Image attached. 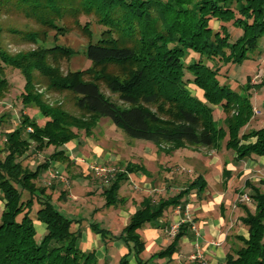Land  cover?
<instances>
[{
    "label": "trees",
    "instance_id": "1",
    "mask_svg": "<svg viewBox=\"0 0 264 264\" xmlns=\"http://www.w3.org/2000/svg\"><path fill=\"white\" fill-rule=\"evenodd\" d=\"M14 16L21 25H4L3 18ZM212 19L219 22L217 29ZM72 23L88 38L84 54L90 64L63 73L60 62L77 51L57 37ZM228 24L240 30L235 38ZM3 33L15 44L34 47L12 52ZM263 38L264 0H0V101L10 87L6 70H17L24 79L22 110L28 109L16 127L4 132L0 147V264H98L95 251L81 249V231L71 228L78 220L55 207L47 186L37 181L51 161L70 167L65 145L79 131L91 136L100 118H108L127 137L170 145L161 150L166 153L186 145L219 151L224 143L236 161L264 156V126L241 131L253 117L250 87L236 91L220 67L250 59ZM50 92H69L78 113L63 101L50 102ZM32 109L43 118L41 124ZM217 110L224 115L221 120L214 116ZM50 146L53 151L34 169L23 165L24 158ZM138 171L146 170L129 161L108 174L102 207L122 206L119 188ZM230 175L223 170L225 178ZM245 185L253 210L241 205L240 221L248 235L236 236L241 244L226 253L224 264H264V191L249 181ZM205 187L198 175L174 195L156 201L144 196L116 235L95 221L91 229L127 245L117 264H130V254L141 263L145 242L139 229L158 222L170 207L184 208L191 191L201 199ZM35 221L46 227L40 239ZM190 226L181 222L170 244L151 256L171 257ZM190 264L203 263L195 258Z\"/></svg>",
    "mask_w": 264,
    "mask_h": 264
},
{
    "label": "rangeland",
    "instance_id": "2",
    "mask_svg": "<svg viewBox=\"0 0 264 264\" xmlns=\"http://www.w3.org/2000/svg\"><path fill=\"white\" fill-rule=\"evenodd\" d=\"M3 20L4 25L7 23L21 25L22 23V20L16 18V16L11 17L10 19L3 18ZM81 20H86V17L82 16ZM91 24L94 31L99 30L93 21H91ZM210 24H212L215 29H217L219 26V22L213 19L210 20ZM70 26V31H68L65 35L57 37L58 43L73 48L77 51L69 60L63 59L60 62V69L63 73H66L68 70L74 71L84 69L90 64L84 54V49L88 41L87 36H85L79 27H76L73 23ZM228 26L229 32L233 34V37L235 38L240 33V30L235 29L231 24H228ZM2 36L4 37V44L12 52H17L18 50H27L34 47V45L31 43L26 44L21 42L15 44L13 37L7 33H3ZM220 67L222 70L221 73L227 72L229 74L227 80L233 89L240 91L243 85L250 87L248 92L251 95L253 108L258 110L257 113L253 112V117H251L250 122L245 127H243L241 131L246 132L248 129H256L264 126V85H261V81L264 80V38L261 40L258 51H255L251 58L244 61L241 65L221 64ZM5 75L10 82V87L5 97L0 101V147L4 141V132L18 125L21 112H28L27 108L22 110V104L20 101V92L22 91L24 84L22 75L17 70L10 69L6 70ZM101 89L106 95H111L103 85L101 86ZM192 92H194V89H192ZM70 96L71 95L69 92H63L61 94L50 92L46 95V98L50 102L63 101L66 109L77 114L78 111L70 101ZM32 112L30 113L31 116L33 115ZM214 116L216 119L221 120L224 115L219 110H217L215 111ZM39 123L41 124L42 122ZM75 139L78 141V146L74 147L73 150H77L79 148L82 150L111 151L112 159L109 160V162L102 161L99 164L103 168H121L131 159L138 161V155L148 150L171 149V146L167 144L155 146L150 141L127 137L106 117L100 118L98 120L91 136H85L83 132L79 131L77 138ZM190 150L195 151L190 152ZM52 151L53 147L50 146L41 152L30 154V156L23 159V165H27L31 169H34L35 166L38 163L43 162ZM85 155H87V152ZM151 155L152 157L146 155L147 158L143 160V163H145L146 167L151 171L149 178L143 179V181H141L139 178L132 176L131 179L124 181L119 188L120 195L126 197V199L129 201L126 209H121L125 208L123 207L125 205H123L120 207H114L115 209L112 208V210L110 209L105 211L106 213L101 216L99 225L108 227L112 223L113 231L118 234L123 225L127 222L128 216L131 214V212H133V210L137 207L138 202L144 196H150L155 201L161 197L171 196L176 194L190 180L195 178L197 174L207 171L209 172L208 178L210 177L209 180L212 182L211 186L213 188L216 186L217 193L221 194L220 199L222 200V206L226 205V207L222 209L220 208V211H223L226 217L223 219L224 222H222L220 229L223 233L227 234V238L221 242V245L230 249L229 246H231L232 239L230 240L229 237L232 236L231 234H235L236 232L245 229V226L239 220V216L243 213L241 205H246L251 211L253 210V203L250 197L249 200L242 199L244 191L249 196L248 188L244 187V181L251 180V178H256V180L253 182L259 184V180L264 178V168H262L260 171H253L248 174L241 173L238 175H235V173L232 171V176L228 181L229 187L228 190H226L223 187V184L221 185L222 175H220V171L223 168V161L225 159L230 160L232 163V160L234 159H232L233 152L229 149H226L224 143L219 151L208 147H191L186 145L185 148H178L170 154H165L162 151H158L157 155L153 154L152 152ZM261 157L263 156H260V158ZM208 160H210L211 165L209 169L203 171L200 164H202L203 161ZM227 167L229 169L231 168L230 165H227ZM74 171L77 170L72 169L69 173L65 172L66 174H59V177L64 179V181L60 182L57 178L58 175H56L54 171H51V173L49 170H45L41 174L37 184L47 186V191L51 194V201L57 208L61 206V202L63 201V198L61 197L62 191L65 192L64 195L66 198L69 194V203L80 204L81 208L77 209L76 211L74 210V214H70L65 210L64 211L67 214L65 212L63 213L70 218L74 215L79 217L81 228L85 229V231H88V225L93 220H95L94 213L97 212V206H100L103 202L102 193L104 189L107 188L108 184V181H106L107 172H104L106 174L103 173L102 176H98L93 171L95 176L94 181L93 178L90 179L86 174H79L78 176L71 177L70 175H73ZM51 174L53 176H51ZM133 174L134 173H132V175ZM150 177L152 178L151 184ZM52 183H54V188H51ZM260 187L264 190L263 184H261ZM208 189L213 193V189L207 188V191ZM217 193H213V195ZM212 196L209 197L208 194L206 195V199L200 202L193 194L192 196L190 195L188 197L186 209H184L185 211H182V209L177 210L175 207H170L171 220L175 214L179 216V218L184 216L187 217L188 220L193 218V221H195L194 218L198 219L197 215L201 211L204 204L206 205L209 203L210 206L212 205V207H215L214 200L210 202ZM206 200H209V202L204 203ZM1 207L2 203H0V210ZM212 209L213 208L206 210V213L208 214V212ZM123 211H125V213H122ZM111 215L114 217H111L110 219ZM98 216L99 215H97V217ZM177 222L178 220L172 221L170 224H166V228H163V236L165 238H169L170 240L172 239L173 233H171V226ZM37 239H40L39 235ZM119 252L120 251L116 249L107 251L104 257L105 259L101 260L100 264H117ZM144 255L148 254L145 253ZM196 259H199L203 264H206L205 262L207 259L204 255H202V253L201 256L197 257ZM190 260L192 259L190 258ZM153 264H160L159 259H154Z\"/></svg>",
    "mask_w": 264,
    "mask_h": 264
},
{
    "label": "crops",
    "instance_id": "3",
    "mask_svg": "<svg viewBox=\"0 0 264 264\" xmlns=\"http://www.w3.org/2000/svg\"><path fill=\"white\" fill-rule=\"evenodd\" d=\"M32 113H33L32 116L38 122H42L43 118L41 117V115L38 112L33 111ZM76 140L77 139H74L71 142L67 143L65 145L66 147L64 150L65 154L70 158V160H72L73 164L70 167H66L65 163H61L60 161H51L49 168L47 170H49V172L54 171L56 173V175L59 176V174L61 175L65 172L69 173L72 169H76L77 171H74L73 172L74 174L70 175L71 177L78 176L79 174H86L90 179L93 178V180L95 181V176L93 174L94 170L92 167H98V166L101 167V165H99V164L102 161L109 162V160L112 159L111 151H109V150H82L79 148L77 150H73L74 147L78 146L77 145L78 141H76ZM158 151H161V150H148L146 152H142L140 155H138V158H139L138 161L131 159L130 160L131 162L142 165L146 171H145V173L138 171V172L134 173L133 175L129 174L128 179H131L132 176L139 178L141 181H143V179L149 178V176L151 175V171L146 167V164L143 163V160L147 158L146 155L152 157L151 152L153 154L157 155ZM174 151L175 150H173L172 152H174ZM192 151H195V150H190V152H192ZM86 152H87V155H85ZM162 152H164V151H162ZM172 152H170V153H172ZM164 153L170 154V153H166V152H164ZM233 157H234V155H232V159H233ZM232 161H233V163L230 160L225 159L223 161V168L220 171V175H222L221 185L223 184V187L226 190H228V187H229L228 181L232 176V171L235 173V175H238L241 173L242 174H248V173H251L253 171H260L262 168H264V156L260 158V156L252 155V156H250L246 159H243V160H239V161L232 160ZM200 165L202 167V170L204 171V170L209 169L211 162H210V160L203 161V163ZM227 165H230L231 170L227 167ZM104 169H108V170L113 169V171H112V174H113L115 167L104 168ZM224 169L230 170V173H231L230 177L225 178L223 176V170ZM77 172H78V174H77ZM208 173L209 172L205 171V172H202V173H199L196 175V176L201 175L205 179V182H206V187H205V191L203 193L202 198L201 199L197 198L194 191H191L190 194L188 195V197L190 195L192 196V194H193L196 197V199L201 202V201L206 199V195L209 194V197H210L213 195V193H217L216 186H214V188L211 186L212 182H210V180H209L210 177L208 178ZM104 174H106V173H104ZM108 174L111 175V173L107 172V175ZM51 176H53V175L51 174ZM58 176H57V178H58ZM58 179L60 182L64 181V179H62L61 177H59ZM251 180H245L244 181V187L245 188H248L245 185V182L249 181L253 185L258 186L262 191H264L260 187L261 184L264 185V178H261L259 180L260 181L259 184H256L253 182L254 180H256V178H251ZM151 183H152V178L150 177V184ZM184 187H182V188H184ZM207 188L213 189V193L209 189L207 191ZM242 191H244V190H242ZM248 191L250 194L249 188H248ZM244 193H246V192L244 191ZM119 195H120V192H119ZM220 195H221L220 193L214 194L212 196L211 200L208 197L210 202H212V200H214L215 207H212V205L210 206L208 203L209 200H206V202H204V203H208V204H206V205L204 204L202 206L201 211L197 215L198 219L194 218L195 221H193V218L191 220H189V222L191 223V226H190L188 232L186 234H184L181 237V239L179 240L178 245H177V249L172 254L171 257L159 258V257H152L151 255L153 253L158 252L159 250L167 247V245L170 244V242L173 239V237L170 240L169 238H165L163 236V232H164L163 228H166V226H167L166 224H170L172 221H177V220L179 221L181 218H179V216L174 214V216L172 217V220H171L170 208H168L164 212L162 218L159 219L158 222H156L154 224H145L141 229H139L140 236H141L142 240L145 242V250L142 252V254L140 256L142 262L138 263L135 256L133 254H130L128 257L129 263L130 264H153L154 259H159L160 264H190L195 259V258H191L192 255L194 256L197 253H199V255L201 256V253H202V255H204L207 259V261L205 262L206 264H218V263L224 264L226 253L232 252L233 248L235 249V248L239 247L241 244V242L236 238V236L240 235L243 237H247L248 232H247V229L245 227V229L238 231L235 234L232 233L231 234L232 236L229 237L230 240L232 239L231 246H229L230 249L228 247L225 248L221 245L222 244L221 242H223V240L227 238V234L223 233L222 230L220 229L222 222H224L223 219L226 218L223 211H220V208L222 209V208L226 207V205L222 206L223 204H222V200L220 199ZM188 197H187V199H188ZM69 198H70V196L68 194L67 198L66 197L64 198V200L61 202V206H59L58 208H59V210H62V212L67 211L70 214H74L73 211L74 210L76 211L77 209L81 208V206H80V204L69 203V201H68ZM124 198H125V203L123 205H125V206H123V205L122 206L125 208H121V209H126V206L128 205V202H129L126 199V197H124ZM131 201H133V200H131ZM140 201L138 202L137 207L133 210V212L138 208ZM0 203H2V202H0ZM102 204H103V202H102ZM102 204L100 206H97V208H98L97 212L94 213V217H95L94 219L95 220H93V221L97 222L98 225H99L101 216H103L106 213L105 211L110 210V209L112 210V208H114V207H102ZM118 207H120V206H118ZM70 208L73 210H71ZM211 208H213V209L211 211H209L207 214L206 210H210ZM121 209H119V210H121ZM242 211H243V213L239 216V220L245 214L243 209H242ZM133 212H131V214ZM122 213H125V211H123ZM97 215H99V216L97 217ZM129 216H128V218H129ZM111 217L113 218L114 216L111 215L110 219H111ZM71 218L78 220L76 223L72 224L71 228L73 230L79 229L81 231V238H80V243H79L81 249L83 251H86V252L87 251H95L96 256L98 258V264H100L101 260L105 259L104 257L106 255L107 251H111L112 249H114V250L116 249V250L120 251L118 257H120L122 254L127 252V245L121 239L103 238L99 233H95L91 229V226H90V224L93 221L88 225V231H85V229L81 228L79 217L74 215ZM127 221H128V219H127ZM99 226L101 228H105L107 230H110V232H111L110 235H116L117 234L112 229V223L108 227L107 226L104 227L102 225H99ZM35 228H36V231H37L40 238L46 232L45 224L41 223L39 221H35ZM198 230H199V232H198ZM145 253H147L148 255H144ZM190 258L192 260H190Z\"/></svg>",
    "mask_w": 264,
    "mask_h": 264
},
{
    "label": "built area",
    "instance_id": "4",
    "mask_svg": "<svg viewBox=\"0 0 264 264\" xmlns=\"http://www.w3.org/2000/svg\"><path fill=\"white\" fill-rule=\"evenodd\" d=\"M253 112L254 113H257L258 112V110H256L255 108H253ZM28 130H31V128H28ZM93 168V170L95 171V173L98 175V176H102V174L104 173V172H108V173H111L112 174V171H113V169H104V168H102V167H92ZM242 199H244V200H249V196L246 194V193H244V195L242 196ZM187 205V204H186ZM186 205L184 206V208H182V206L181 205H178V206H176L175 208L177 209V210H180V209H182V211L184 210V209H186ZM185 211V210H184ZM186 215V214H185ZM185 221H189L188 220V218L187 217H183V218H181L176 224H174V225H172L171 226V233H173V235L175 234V232L177 231V229H178V226H179V224L181 223V222H185ZM197 257H200V255H199V253H197L196 255H192L191 256V258H197Z\"/></svg>",
    "mask_w": 264,
    "mask_h": 264
}]
</instances>
